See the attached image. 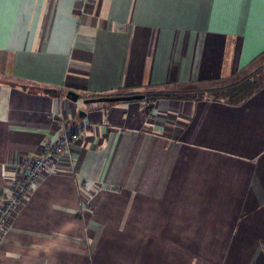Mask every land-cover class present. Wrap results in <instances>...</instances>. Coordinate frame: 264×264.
<instances>
[{
    "label": "crops",
    "instance_id": "obj_1",
    "mask_svg": "<svg viewBox=\"0 0 264 264\" xmlns=\"http://www.w3.org/2000/svg\"><path fill=\"white\" fill-rule=\"evenodd\" d=\"M261 57L264 0H2L0 195L78 138L30 184L0 264H264V86L237 105L146 96Z\"/></svg>",
    "mask_w": 264,
    "mask_h": 264
},
{
    "label": "built area",
    "instance_id": "obj_2",
    "mask_svg": "<svg viewBox=\"0 0 264 264\" xmlns=\"http://www.w3.org/2000/svg\"><path fill=\"white\" fill-rule=\"evenodd\" d=\"M77 138L78 131H64L54 142L42 145L37 155L22 159L20 169L9 183L7 193L0 195V235L9 225L14 211L25 201L30 184L44 173L56 158L68 151Z\"/></svg>",
    "mask_w": 264,
    "mask_h": 264
},
{
    "label": "trees",
    "instance_id": "obj_3",
    "mask_svg": "<svg viewBox=\"0 0 264 264\" xmlns=\"http://www.w3.org/2000/svg\"><path fill=\"white\" fill-rule=\"evenodd\" d=\"M264 86V73L257 70H251L249 73L241 76L235 81L226 83L221 86L203 85L202 87H195L194 96H172L169 91H158L152 98H175V99H191L197 100L200 98H207L209 100L222 101L229 105H237L252 96L257 90ZM171 92L181 93L186 91H178L172 89ZM146 96L150 97L148 94Z\"/></svg>",
    "mask_w": 264,
    "mask_h": 264
},
{
    "label": "water",
    "instance_id": "obj_4",
    "mask_svg": "<svg viewBox=\"0 0 264 264\" xmlns=\"http://www.w3.org/2000/svg\"><path fill=\"white\" fill-rule=\"evenodd\" d=\"M67 97L72 101H76L78 98V94L73 91L67 92ZM145 97L144 94L136 93V94H127V95H109V96H101L95 98L85 99V103H93V102H113V101H129V100H137L143 99Z\"/></svg>",
    "mask_w": 264,
    "mask_h": 264
},
{
    "label": "rangeland",
    "instance_id": "obj_5",
    "mask_svg": "<svg viewBox=\"0 0 264 264\" xmlns=\"http://www.w3.org/2000/svg\"><path fill=\"white\" fill-rule=\"evenodd\" d=\"M253 70H257V71H260L261 73H264V57H261L254 64ZM192 87H195V86H191L188 90H186V92H182V94L181 93H176V92H171L172 87H163V88H160V89L150 90V91H147L146 94H148L151 99L158 93V91H161V90L169 91V94L171 93L172 96H181V95L194 96L195 92H197V91L194 90V88H192ZM82 102H84V100H82Z\"/></svg>",
    "mask_w": 264,
    "mask_h": 264
},
{
    "label": "snow or ice",
    "instance_id": "obj_6",
    "mask_svg": "<svg viewBox=\"0 0 264 264\" xmlns=\"http://www.w3.org/2000/svg\"><path fill=\"white\" fill-rule=\"evenodd\" d=\"M0 2H2V0H0Z\"/></svg>",
    "mask_w": 264,
    "mask_h": 264
}]
</instances>
